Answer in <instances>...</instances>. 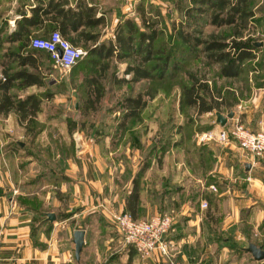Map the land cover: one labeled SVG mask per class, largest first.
<instances>
[{
	"label": "crops",
	"instance_id": "crops-1",
	"mask_svg": "<svg viewBox=\"0 0 264 264\" xmlns=\"http://www.w3.org/2000/svg\"><path fill=\"white\" fill-rule=\"evenodd\" d=\"M70 2L73 7L78 2L94 6V15L105 17L106 23L94 29L101 32L100 41L114 38L117 24L136 15V0ZM184 3L189 6L190 0ZM160 7L164 13L178 10L163 4ZM184 11L183 8L182 15ZM76 45L82 47V43ZM4 68L0 61V78ZM253 75L251 72L248 87L240 77L218 78V86L224 84L221 93L233 90L238 101L229 107L223 105L220 113L228 115L234 111V117L225 126L217 121L216 112L206 114L214 124L213 130L218 131L238 119L253 131L264 130V74L257 71L258 79ZM257 80L262 85H256ZM35 87H15L11 92L23 99L35 93ZM30 116L22 119L15 109L0 113V264H161V259L164 262L159 250L150 257H142L128 249L130 245L120 252L115 244L116 238L109 232L111 214L125 209L124 193L129 189L124 192L119 189L118 180L111 175L114 166L111 170L105 154L89 148L81 154L66 156L53 152V159L57 158L60 164H56L47 179V170H42L38 163L41 159L21 156L24 151L9 148L13 141L26 144ZM194 141L197 147L208 144L213 150L216 160L212 167L190 164L185 154L171 149L161 166L153 161L145 176L146 185L161 189L163 194L155 203L146 200L148 215L165 211L175 216L173 229L166 236L174 245L172 261L207 263L206 259L215 250L218 260L214 264H233L229 260L238 252L231 247L235 242L242 247L246 263L250 257V264H259L248 247L254 243L264 249V158L254 157L235 142L224 146L213 141L201 144L198 139ZM50 144L54 148L53 142ZM57 173L60 181H49ZM205 202L207 206L203 207ZM73 210L76 212L72 216L64 217ZM50 212L56 215L54 221L47 218ZM78 229L86 231L80 260L76 258L74 242Z\"/></svg>",
	"mask_w": 264,
	"mask_h": 264
},
{
	"label": "trees",
	"instance_id": "trees-1",
	"mask_svg": "<svg viewBox=\"0 0 264 264\" xmlns=\"http://www.w3.org/2000/svg\"><path fill=\"white\" fill-rule=\"evenodd\" d=\"M4 1L0 0V4ZM18 3L20 5L16 14L19 17L15 19L16 27L12 31L7 29L9 22L6 15L9 8H0V20L4 24L0 32L6 33L3 38L0 37V48L8 44L0 59L5 66L0 78V113L15 109L20 112L22 119L31 115L27 124L29 138L37 140L39 136V132H34L33 124L42 103L41 96L35 92L22 99L11 90L15 87L25 89L32 85H45V63L55 62L48 51L33 47L32 39L47 37L53 30H60L75 46L77 42L82 43V47L88 51L86 58L73 67L85 73L84 106L78 108L82 115L89 117L106 96V78L111 64L117 68L118 63H126L124 74L130 77H118L115 69L109 82L113 86L146 82L147 86L144 91L118 102L123 111L119 124L122 131L132 130L130 125L138 124L147 107L148 121L139 122L145 125V132L149 130V122L156 124V110L160 111L162 122L168 121L170 106L175 110V115L178 113L177 121L182 117L178 129L171 132V136L166 134L163 141L165 150L158 159L157 156H150V160L132 177L129 192L124 193L123 211L129 212L135 219L147 216V199L155 203L163 196L161 189L146 185V172L153 161L162 164L171 149H176L178 154H185L190 164L202 168L212 167L216 160L208 144L196 146L194 135L198 131L189 127L190 123L184 121L183 115L189 110L198 116L221 112L223 105L229 107L238 101L233 90L227 89L224 94L221 93L224 84L218 86V78L240 77L248 87L251 72L254 79L260 78L257 76L260 69L264 74V58H261L264 54L258 57V52L264 46L260 48L255 45L259 38L253 37L249 26L250 20L253 23V20H259L256 19L257 12L252 7V0H190L189 6L178 0L176 7H182V11L183 8L185 11L180 22H173L172 30L163 23L160 6L157 5L155 13L152 11L148 15L147 9H153L154 5L141 0L136 5V15L121 20L116 26L115 37L103 41H100L101 32L94 29L105 24L106 20L104 16L94 15V6L78 2L73 7L70 0H20ZM206 26L214 27L215 30L206 32ZM256 85L262 83L257 80ZM174 87H177L179 95L176 100H168ZM188 129H191L190 132ZM208 129L213 130L214 124H210ZM54 143L64 156L76 153V147L74 152L65 150L67 146L64 140L58 139ZM8 146L16 152L24 151L21 156L41 157L30 143L26 142L23 146L19 141H13ZM47 147L53 150L51 144ZM60 177V173H57L49 181L58 182ZM75 212L73 210L64 217H70ZM164 213L161 211L160 214ZM42 217L46 215L42 214ZM234 243H231V247L241 252L242 247Z\"/></svg>",
	"mask_w": 264,
	"mask_h": 264
},
{
	"label": "rangeland",
	"instance_id": "rangeland-1",
	"mask_svg": "<svg viewBox=\"0 0 264 264\" xmlns=\"http://www.w3.org/2000/svg\"><path fill=\"white\" fill-rule=\"evenodd\" d=\"M19 1L20 0H5L0 4L1 9L9 8V10L13 11L12 13L7 11L6 17L8 18L9 22V26L7 27L8 31H12L16 26L14 18L16 19L19 17L16 14V9L20 5L18 3ZM136 1L137 5L141 0ZM157 1H160V3L155 1L151 2L153 3L154 7L153 9H150V7L147 9L149 11L148 15H150V12L152 11L155 13L154 8L157 5L161 6L163 4V6L175 8L176 2L178 0ZM182 1L184 4V0ZM252 7H254L256 12H258L259 15H257L256 19L259 18V20L256 22L253 20L254 23L250 20V32L254 34L253 37L259 38L258 41L264 42V1L252 0ZM161 13L163 15V23L169 27V30H172L173 22L178 23L183 19L182 7H179L178 10L174 11L173 13L171 10H169V13L167 11L165 13L161 11ZM3 26V20H0V30L4 28ZM212 30H215V28L211 26L205 27L206 32ZM5 34L6 33L0 32V37L3 38ZM7 46L8 44H3V46L0 48V59L5 51L4 49H6ZM260 48H263V46ZM258 53V57L262 56L264 54V49L260 50ZM84 58H86V56ZM261 58H264V55ZM125 67L126 63H118L117 68L114 66V64H111L107 75L108 77L106 78L107 80L105 79L107 81L106 84L108 85L107 94L101 100L96 109L92 111L90 116L86 117L85 115H82L78 109L79 106L81 108L84 106V70L72 68L69 71H65L53 62L49 63V67L44 66L47 75L45 85L42 87H35V90H37L36 93L41 96L42 99L38 113L39 118H35V123L33 124L35 127L34 132H39V136L37 140L30 137L28 140H26V142L28 144H32L36 151L41 154V160L37 161L42 170H47V179L55 171L54 167L56 164H60L57 161V158L53 159V152L55 154L61 153V150H59V148L55 146L54 143L58 139L64 140L66 142V151L70 152L71 149V151L74 152V148H77L76 138L78 135H80L83 142L87 144L86 148H89V150L92 149L93 152L99 151V153L105 154V158L108 159L107 164L108 166L110 165V169L112 170L111 167L114 166L111 175L116 180H118V184L120 186L119 189H121L123 192L131 188L132 177L144 165V163H147L148 160H150V156H157L158 159L160 153L165 150V148H163V141L166 138L165 136H167L166 134L171 136V132H174L178 129V125H180L179 122L182 120L181 117L180 121H177L178 113L176 116L175 110L172 106H170L168 110L169 119L165 122H162L160 111L156 110L157 122L156 124H150L149 122V130L147 132H145L144 129L145 125L139 122L146 123L148 121L146 118L149 114L148 107L143 111V117L139 119V121L137 120L138 124L136 126H134L133 123L130 125L132 130L128 129L124 132L119 127L120 121L122 120L123 111L118 105V102L127 96H134L137 92L142 90L144 91L147 86L146 82L134 85L124 84L113 86V83L109 82L110 80H108L110 79L109 77L115 69H117L116 75L118 77L124 76ZM260 71L261 74H263V70L260 69ZM170 93L171 94L169 95L170 97H168V100H176L177 96L179 95L177 87H174ZM177 108L179 109V107ZM183 116H185L184 121H188L190 123L189 127H194L193 129L198 131L194 135L195 139L201 138L204 133L211 131L209 129L207 130V127L211 124L210 115L198 116L195 115L193 111L189 110ZM190 130L191 129H188V132H190ZM132 131L134 132L133 134ZM135 135H137V137ZM156 140H159V143H156ZM51 142L54 144L53 150L46 149L48 148V144ZM158 165L161 166V164ZM152 216L154 215L149 216L147 214V216L142 219H149ZM111 223L112 227H110L109 232L112 233V236H115V244L120 249V252H122L123 248L128 247V244L125 243L124 238L119 233L115 224L112 221ZM129 248L134 250L132 247H128V249ZM171 252L172 256L169 258L159 251V257H163L165 260L162 262L161 259V264H175L173 262L174 249ZM118 258L119 256L117 257V261L119 260ZM231 258L233 260H231ZM231 258L229 262L233 261V264H250L252 261V259L249 257V261L246 263L244 260L243 251H238L236 253L234 252L233 257ZM206 260L207 263H205L204 260L200 264H214V262L218 260V253H216L214 250V252L211 254V257L207 258ZM254 260L256 259L254 258ZM261 261H258L260 262L259 264H261Z\"/></svg>",
	"mask_w": 264,
	"mask_h": 264
},
{
	"label": "built area",
	"instance_id": "built-area-1",
	"mask_svg": "<svg viewBox=\"0 0 264 264\" xmlns=\"http://www.w3.org/2000/svg\"><path fill=\"white\" fill-rule=\"evenodd\" d=\"M32 46L48 51L55 64L65 71L71 70L88 54L85 48L75 46L60 30H53L47 37H34ZM198 139L199 143L215 141L224 146L235 142L254 157L264 158V130L253 131L239 119L218 131H208ZM213 189L216 190L215 187ZM202 206L206 207L207 203ZM111 220L125 243L133 246L142 257H150L159 250L171 258L174 245L166 236L175 223L173 213L135 219L129 212L118 211L111 214Z\"/></svg>",
	"mask_w": 264,
	"mask_h": 264
},
{
	"label": "water",
	"instance_id": "water-1",
	"mask_svg": "<svg viewBox=\"0 0 264 264\" xmlns=\"http://www.w3.org/2000/svg\"><path fill=\"white\" fill-rule=\"evenodd\" d=\"M255 45L258 47H262L264 46V42L257 41L255 42ZM216 115H217V121L222 126H225L227 124L228 119L234 117V111H231L228 115H224L220 112H217ZM76 142H77V148H76L77 153H82L86 151L85 143L83 142L80 135L77 136ZM55 219H56V215L53 212L48 213V220L54 221ZM85 234H86V231L84 229H78L75 231V234H74L75 255L78 260H80L81 252L85 244ZM248 250L252 253L253 257L256 260L258 261L264 260V249L262 246H258L254 243H251L248 247Z\"/></svg>",
	"mask_w": 264,
	"mask_h": 264
}]
</instances>
